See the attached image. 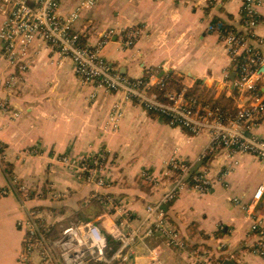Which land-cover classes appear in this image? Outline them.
Instances as JSON below:
<instances>
[{"label":"crops","instance_id":"obj_1","mask_svg":"<svg viewBox=\"0 0 264 264\" xmlns=\"http://www.w3.org/2000/svg\"><path fill=\"white\" fill-rule=\"evenodd\" d=\"M85 1L65 0L60 12L71 13ZM91 1L82 7L75 28L89 44L101 39L104 31L116 29L103 53L121 73L142 77L150 69H166L159 75H169L172 88L188 87L207 101L224 99L228 109H237L241 100L232 79V59L220 33L211 31L210 24L218 17L232 28H240L242 0ZM259 18L256 30L264 38V0ZM135 26L144 30L129 45L125 33ZM14 72L0 52V101H7L17 113L0 111V142L6 151V159L0 161V189L7 187L9 172L29 183L53 184L64 191L66 196L59 201L40 199L28 205L49 211L50 221L57 226L77 217L98 220L105 226L118 219L121 213L108 211L92 196L96 192L115 196L123 208L140 215L163 191H154L143 171L163 176L166 162L173 156L193 162L194 168L203 164L198 158L210 142L208 134L191 135L124 100L120 93L83 83L70 57L37 46L24 78L6 87L4 82ZM186 76L191 82L184 81ZM117 104L123 114L113 131L107 121ZM254 132L264 136V125ZM104 148L109 155L110 185L103 189L77 179L59 161L63 154L79 157ZM33 149L39 152L35 154ZM204 163L210 169V191L183 190L168 208L171 221L193 249L210 250L222 259L235 253L238 262L228 264H264V257L250 249L254 242L251 217L233 202L235 198L251 202L257 187L264 183V161L252 154L222 150ZM253 211L264 218V194ZM25 217L26 211L14 194L0 196V264H28L19 260L24 231L18 220ZM191 263L187 253L156 237L138 242L129 264Z\"/></svg>","mask_w":264,"mask_h":264},{"label":"built area","instance_id":"obj_2","mask_svg":"<svg viewBox=\"0 0 264 264\" xmlns=\"http://www.w3.org/2000/svg\"><path fill=\"white\" fill-rule=\"evenodd\" d=\"M63 1L0 0V52L15 68V72L4 82L6 87L24 78L34 61L37 46L49 47L62 57L72 59L74 70L83 83L120 93L124 100L166 119L171 126L182 128L191 135L208 134L210 142L198 158L203 164L195 171L193 162L177 156L166 162L163 176L143 171V178L153 190L163 191L157 200L146 205L140 215L123 208L111 194L94 193L92 196L102 202L108 211L121 213L108 226L100 224L98 220L83 219H71L64 226H57L50 221L49 211L28 205L40 199L59 201L66 193L53 184L29 183L14 173L6 172L8 185L0 189V196L14 194L26 211V217L18 220V226L24 231L20 262L129 264L138 242L156 237L187 253L191 264L238 262L233 252L226 259H219L210 250L190 247L171 221L168 208L188 187L202 192L210 191L212 179L204 161L216 151L252 154L264 161V136L254 132L264 125V38L256 30L260 24L262 0H242L240 28L226 29L223 21L210 24L211 31L220 33L232 59V70L236 75L234 83L241 100L235 111L200 99L188 87L172 88L167 79L169 75H159L160 70L165 72L166 69H150L142 77L121 73L103 53L107 43L117 33L116 29L104 31L95 44L85 42L75 23L82 7L92 1L82 2L73 12L62 14L60 7ZM143 30L139 26L127 29V43L132 45ZM0 111L17 115L9 108L7 101H0ZM122 114L118 104L110 112L107 125L113 131L118 129ZM32 152L37 154L39 151L33 149ZM5 159L6 151L0 142V161ZM59 161L77 179L94 185L96 189L110 185L107 176L109 155L105 148L79 157L63 154ZM263 194L264 183L257 187L250 203L240 198L233 199L251 217L250 232L254 242L250 249L260 257H264V218L254 213L253 208Z\"/></svg>","mask_w":264,"mask_h":264},{"label":"trees","instance_id":"obj_3","mask_svg":"<svg viewBox=\"0 0 264 264\" xmlns=\"http://www.w3.org/2000/svg\"><path fill=\"white\" fill-rule=\"evenodd\" d=\"M220 22V19L218 18V17H216L215 19H214V21H213V23H215V24H218ZM233 27V25H230V24H224V28H226V29H231ZM167 79H170L169 77L167 78ZM199 97V96H198ZM200 99H203V100H206L207 99V97H205V96H202V95H200V97H199ZM206 98V99H205ZM213 99L212 98H210V100H208V101H212ZM224 99H220V100H215V102L216 103H218V104H221L222 106H224L225 108H227L226 106H225V104H224ZM233 111H235L234 109H233ZM150 114H152V115H155V116H158V115H156V114H154V113H152V112H149ZM8 168L10 169V167H9V165H8ZM223 257H224V255H223ZM219 259H222V257H220L219 256Z\"/></svg>","mask_w":264,"mask_h":264},{"label":"rangeland","instance_id":"obj_4","mask_svg":"<svg viewBox=\"0 0 264 264\" xmlns=\"http://www.w3.org/2000/svg\"><path fill=\"white\" fill-rule=\"evenodd\" d=\"M191 80H192V79H191L190 77H188V76H186L185 79H184V81H185L186 83H187V82H188V83L191 82ZM165 120H166V119H165ZM72 219H73V220H76V221L81 220V218H78V217H77V218H72ZM70 220H71V219H70ZM173 224H174V223H173ZM176 227H177V226H176ZM116 246H117V244H115V247H116ZM174 260H176V259H174Z\"/></svg>","mask_w":264,"mask_h":264},{"label":"water","instance_id":"obj_5","mask_svg":"<svg viewBox=\"0 0 264 264\" xmlns=\"http://www.w3.org/2000/svg\"><path fill=\"white\" fill-rule=\"evenodd\" d=\"M235 78V73H233L232 79ZM198 166H196L193 170L195 171L197 169Z\"/></svg>","mask_w":264,"mask_h":264}]
</instances>
